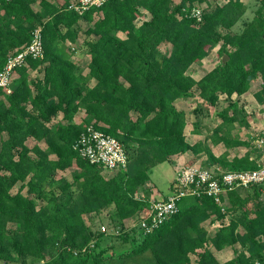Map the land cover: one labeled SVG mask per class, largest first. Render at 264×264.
Returning <instances> with one entry per match:
<instances>
[{"label":"trees","instance_id":"1","mask_svg":"<svg viewBox=\"0 0 264 264\" xmlns=\"http://www.w3.org/2000/svg\"><path fill=\"white\" fill-rule=\"evenodd\" d=\"M69 1L0 0V70L38 26L43 41V56L13 69L9 92L0 87V264H264V183L229 191L223 209L203 193L180 197L171 218L154 216L141 194L152 168L185 152L204 151L224 170L257 167L254 145L232 137V124H248L236 102L218 112L213 129L227 149L249 144L229 159L227 152L215 157L205 141L186 140L185 112L174 101L195 89L213 106L259 79L253 96L264 108V0L237 32L238 0H106L82 14ZM203 3L197 20L190 10ZM84 23L92 37L66 45L77 43ZM216 45L217 64L192 77L190 66ZM73 53L89 56L87 71ZM81 111L87 119L76 121ZM89 123L124 144L125 169L107 176L73 148ZM66 169L71 179L61 177L58 193H47ZM109 205L116 231L87 225V214ZM130 212L144 226L127 227L122 218ZM207 219L218 222L213 234L202 225ZM226 246L232 257L219 258Z\"/></svg>","mask_w":264,"mask_h":264},{"label":"rangeland","instance_id":"2","mask_svg":"<svg viewBox=\"0 0 264 264\" xmlns=\"http://www.w3.org/2000/svg\"><path fill=\"white\" fill-rule=\"evenodd\" d=\"M62 1V0H59ZM205 5L204 3L202 5H199L202 7ZM142 20L137 19L136 23H140ZM240 25V24H239ZM88 24L84 23L81 27V31H79L78 35V41L76 44H71L69 41H66V45L72 46L73 48L76 45H79L83 40H86L90 37H92L91 34H88L87 31ZM88 32V33H87ZM118 36L123 37V33H118ZM217 47L212 46L206 57H204L202 60H199L195 63H193L190 68L188 69V73L191 74L192 77L195 79H198L200 76H202L207 70H209L211 67H213L218 62V53H217ZM166 47H164L165 49ZM72 58L75 57V53L71 56ZM76 59V58H75ZM88 56H81V58H77L76 61L80 66H82L83 71H87L85 67V62L88 60ZM30 75L32 77H40L39 73L31 71ZM259 88V79L257 80H251L250 87L248 91L242 95L233 94L229 99L228 98H221L218 100L217 105H207L204 103L198 96L197 90L193 89L188 95L181 97L174 101V105L177 109L183 110L185 112V117L187 118V124L189 129L186 128L189 132V140L194 141L196 139L207 141L206 143L211 149V144L213 141L216 143L215 140H217L218 145L215 147H212L216 155L221 154L225 151V147L222 145L221 142H218L217 138L213 137V127L217 123V111L222 110L224 107H227L230 103L236 102L238 105V108L241 110V112L246 113V118L248 121V130L247 131H240L238 130V126L234 128L232 132V137H240L242 139H245L248 142V140L252 141L254 137L258 133L264 132V108H261L258 102L255 100L253 93ZM61 119V113L55 117L51 123H55L56 121ZM85 120L87 119V116L84 114V112H79L75 116V120ZM235 124V123H234ZM236 129V130H235ZM213 136V137H212ZM35 143V140L29 138L27 140V144L29 146H32ZM224 144V143H223ZM221 145V147H219ZM250 145H252L250 143ZM248 145H238L239 148L231 149V155L236 154H242L243 151H246L248 148ZM226 152V151H225ZM215 156V155H214ZM210 159L206 155L205 152H202L199 154V156L195 157L192 155L182 156V155H176L172 156L170 160L165 161L154 168H152L149 172L150 180L147 183L146 188L142 190V198L147 200L148 204L150 205L152 201L156 199H162L161 194L168 193L170 191V184L174 180V177L176 176L177 171L183 169L186 166H200V167H207V168H219L224 169V167L218 163V162H210ZM71 172L72 169H66L64 171H58L53 176V179L51 182L46 186L45 191L47 193L53 192L54 194L58 193V185L61 182V177L71 179ZM113 171L107 170L103 168V173H105L107 176L112 175ZM156 184V189H153V182ZM20 182L16 183L14 187L12 188V192H15L19 188ZM23 193L26 192V189L24 188L22 190ZM158 196V198H156ZM264 196V194H263ZM34 201L39 205L40 203H44L45 199L34 197ZM224 205H227V202H224ZM114 207L112 205H109L105 208H103L98 213H89L85 216V221L88 226H90L93 230L100 229L104 227L106 232H113L118 229L117 221L115 220V217L113 215ZM141 214L137 215L135 212H130L128 215H126L123 219L124 224L127 227H134L138 228ZM173 215L168 214L167 217L171 218ZM203 227H205L209 233L213 234L214 231L218 227L217 221H210V219L205 220L202 223ZM223 253L226 254L229 257H232L233 252L232 248L229 246L224 247ZM226 255L220 256V258L227 257ZM191 260H196V255L191 254ZM24 264H30L28 260ZM41 264V262L37 263Z\"/></svg>","mask_w":264,"mask_h":264},{"label":"built area","instance_id":"3","mask_svg":"<svg viewBox=\"0 0 264 264\" xmlns=\"http://www.w3.org/2000/svg\"><path fill=\"white\" fill-rule=\"evenodd\" d=\"M105 1L70 0L68 7L82 14L91 7L101 6ZM190 15L200 20L202 7H192ZM42 56L43 41L41 28L38 26L31 32V40L22 50L9 54L3 69L0 70V87L9 92L13 69L24 64L26 57L40 58ZM251 143L256 148V153L252 155L257 161L255 169L224 170L186 166L176 173V190L171 192L165 200L156 199L149 205L154 216L173 213L176 210V201L180 197L201 193L212 197L223 209L225 197L229 191L264 183V137L258 133ZM73 148L90 163L98 164L110 171L125 169L128 163V152L124 144L118 138L94 129L91 123L80 132ZM140 225L144 226V222H140ZM101 230H104V227Z\"/></svg>","mask_w":264,"mask_h":264},{"label":"crops","instance_id":"4","mask_svg":"<svg viewBox=\"0 0 264 264\" xmlns=\"http://www.w3.org/2000/svg\"><path fill=\"white\" fill-rule=\"evenodd\" d=\"M262 1L263 0H238V4H239V6H240V8L242 9V11H243V14H242V16H241V18H240V20L233 26V31L234 32H237V31H240L241 29H242V27H243V22H246V21H249V20H251L252 18H253V16H254V14H255V11H256V9H257V7H259L261 4H262ZM263 12H264V9H263ZM138 19H140V18H138ZM240 24V25H239ZM118 33H120V32H118ZM84 56H86V55H84ZM88 56V55H87ZM78 58L76 55H75V57H73V59L76 61V59ZM88 58H89V56H88ZM89 61V59L85 62V65L87 64V62ZM80 67H82V66H80ZM83 68V67H82ZM201 77V76H200ZM177 100V99H176ZM175 100V101H176ZM218 103V102H217ZM217 103H216V105H217ZM208 105V104H207ZM261 107V106H260ZM262 108V107H261ZM220 111V110H219ZM219 111H217V115H218V112ZM244 115H245V120L247 121V118H246V113L244 112ZM187 118H186V125H185V128H184V133H185V135H186V140L189 142V143H193V142H196V141H202V140H198V139H196V140H194V141H190L189 140V132L190 131H188L186 128H188L189 129V127H188V125L189 124H187ZM219 123V119H218V116H217V123L214 125V127H213V129L215 128V126L217 125ZM247 123H248V121H247ZM236 126H238V130H240V131H247L248 130V124H247V126H243V125H240L238 122H235V124H232L231 125V127H230V129H231V131L233 132V130H234V128H236ZM247 129V130H246ZM236 130V129H235ZM214 135V134H213ZM213 137V136H212ZM214 138H217L218 139V142H221L222 143V145L225 147V145L223 144V141L221 140V135H220V133L219 134H217V135H215L214 137H213V139ZM247 138V137H246ZM240 139H242V138H240ZM243 140V139H242ZM216 141V143L213 141V143L210 145L211 146V151L213 152V155H215V157H218L219 155H216L215 154V152H214V150L212 149V147H215L216 145H218V143H217V140H215ZM202 142H204V141H202ZM207 142V141H206ZM205 142V144L208 146V144ZM248 142H250L251 143V141L250 140H248ZM209 147V146H208ZM219 147H221V145L219 146ZM210 148V147H209ZM234 148H239L238 147V145L237 146H235V147H231V148H226L225 147V151L228 153V158L229 159H231L232 157H235V156H240V155H243V154H245L246 153V151H247V149H246V151H243V153L242 154H236V155H231V149H234ZM224 151V152H225ZM202 152H204V151H202ZM201 152V153H202ZM201 153H199V154H201ZM223 153V152H222ZM221 153V154H222ZM191 155V153L190 152H185V153H183V154H179V155H182V156H187V155ZM199 154H197V155H194L195 157H197V156H199ZM207 155V154H206ZM176 156V155H175ZM212 162H218L217 160H214V161H212ZM211 162V163H212ZM219 163V162H218ZM175 178H176V176L174 177V180H175ZM149 181H151L150 180V176H149ZM153 182V181H152ZM154 187H153V189H156V184H155V182H153V184H152ZM169 188H170V191L168 192V193H164V194H161V196H162V198H164V197H167L171 192H172V188H171V186H169ZM263 194H264V191H263ZM156 198H158V196L156 197ZM224 249V248H223ZM223 249L221 250V252H219V258H220V256H222L223 257V255H226V254H224L223 253ZM227 256V255H226ZM225 258H230L229 256H227V257H225Z\"/></svg>","mask_w":264,"mask_h":264},{"label":"water","instance_id":"5","mask_svg":"<svg viewBox=\"0 0 264 264\" xmlns=\"http://www.w3.org/2000/svg\"><path fill=\"white\" fill-rule=\"evenodd\" d=\"M226 58H227V56H226V55H224V56L222 57V60L224 61Z\"/></svg>","mask_w":264,"mask_h":264}]
</instances>
